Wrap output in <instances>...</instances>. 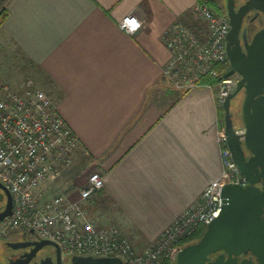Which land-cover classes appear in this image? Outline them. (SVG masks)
Instances as JSON below:
<instances>
[{
  "label": "crops",
  "instance_id": "0c3cea01",
  "mask_svg": "<svg viewBox=\"0 0 264 264\" xmlns=\"http://www.w3.org/2000/svg\"><path fill=\"white\" fill-rule=\"evenodd\" d=\"M198 2L0 0L1 32L78 140L70 167L46 186L76 197L87 174L99 171L103 187L86 205L137 247L221 169L213 89L179 92L162 74L170 55L163 32L174 23L197 27ZM129 12L142 20L132 34L117 24Z\"/></svg>",
  "mask_w": 264,
  "mask_h": 264
},
{
  "label": "built area",
  "instance_id": "2783aa9c",
  "mask_svg": "<svg viewBox=\"0 0 264 264\" xmlns=\"http://www.w3.org/2000/svg\"><path fill=\"white\" fill-rule=\"evenodd\" d=\"M198 25L174 23L163 32L169 58L162 74L180 92L208 86L218 107L231 92L239 75L230 69L225 36V11L204 2L193 5ZM134 33L142 25L133 12L117 22ZM207 80V81H206ZM243 129H237L241 132ZM221 169L184 210L152 241L137 247L114 223L102 224L86 205L103 187V175L90 171L77 196L65 192L48 195L46 182L70 167L78 146L76 134L59 114L46 92L27 78L17 88L0 85V183L10 192L11 214L0 219V236L25 234L54 241L64 256H116L123 264H172L174 254L199 237L220 211V191L226 183L247 184L226 145L224 129L216 134Z\"/></svg>",
  "mask_w": 264,
  "mask_h": 264
},
{
  "label": "water",
  "instance_id": "95a60500",
  "mask_svg": "<svg viewBox=\"0 0 264 264\" xmlns=\"http://www.w3.org/2000/svg\"><path fill=\"white\" fill-rule=\"evenodd\" d=\"M230 27L225 36L230 69L239 78L222 102L226 145L247 184L226 183L220 191L219 213L195 240L184 244L174 254L172 264H264V29L255 33L242 51L238 38L239 22L232 13L233 0H224ZM255 0L247 1L254 4ZM244 7H240L238 13ZM242 89L240 104L242 131L232 120L231 98ZM4 203L0 219L11 214L12 198L0 183ZM34 234L33 230H29ZM13 247L31 245L28 254L47 245L59 246L47 238L7 241ZM70 264H123L116 256L71 255ZM17 263V262H16ZM1 264V263H0Z\"/></svg>",
  "mask_w": 264,
  "mask_h": 264
},
{
  "label": "flooded vegetation",
  "instance_id": "af4514ba",
  "mask_svg": "<svg viewBox=\"0 0 264 264\" xmlns=\"http://www.w3.org/2000/svg\"><path fill=\"white\" fill-rule=\"evenodd\" d=\"M249 0H233L232 13L238 20V38L242 51H245V45L250 43L255 33L264 29V0H255L254 4H248ZM224 11L226 12L225 1L223 2ZM244 7L239 15H236ZM228 17V16H227ZM228 24L229 18H228ZM228 27V29H229ZM0 244V263L1 264H70L69 256H64L59 248L47 245L43 246L32 253V246L13 247L7 244V241H25L37 238L35 234H15ZM17 262V263H16Z\"/></svg>",
  "mask_w": 264,
  "mask_h": 264
},
{
  "label": "rangeland",
  "instance_id": "374dc122",
  "mask_svg": "<svg viewBox=\"0 0 264 264\" xmlns=\"http://www.w3.org/2000/svg\"><path fill=\"white\" fill-rule=\"evenodd\" d=\"M223 2H224V0H220L219 4H216V6H213V5H211V6L217 7L218 9L224 11ZM204 3H206V2H204ZM206 4H208V3H206ZM2 11H3V9H0V13ZM0 29H1V27H0ZM27 78L32 79V77H30V75L27 74V72H26L25 59H23L22 55H20L18 48L10 40H8L0 30V85L8 84L12 88H17ZM169 84H170V82H169ZM242 97H243V91H242V89H240L231 98L230 110L232 112L233 123L237 129L242 128V119H241V115H240V104H241ZM221 118L222 117L219 116V120H218L219 121V123H218L219 128H223V122H222L223 118L222 119ZM46 192L48 195H51V194L59 192V191L57 189L46 186ZM0 194L2 195V199H1L0 203L3 204L4 203V194H3L1 189H0ZM98 219H99V217H98ZM114 224H116V223H114ZM11 236L14 237L16 235L11 234L7 238H3L0 236V244L3 240H7ZM195 239H193V240H195Z\"/></svg>",
  "mask_w": 264,
  "mask_h": 264
},
{
  "label": "trees",
  "instance_id": "16d2710c",
  "mask_svg": "<svg viewBox=\"0 0 264 264\" xmlns=\"http://www.w3.org/2000/svg\"><path fill=\"white\" fill-rule=\"evenodd\" d=\"M199 2H202L203 0H198ZM204 2L208 3L209 5H213V6H216V3L213 1V0H205ZM217 8V7H216ZM4 12L2 11L0 13V24H1V21L2 19L4 18ZM207 81V80H206ZM218 113H219V116L220 117H223V109H222V106L221 107H218ZM222 119V118H221ZM222 122H223V119H222ZM2 199V195L0 194V201ZM3 204L0 203V207L2 206ZM197 239V238H196ZM193 240H189L188 242H191ZM187 242V243H188Z\"/></svg>",
  "mask_w": 264,
  "mask_h": 264
}]
</instances>
